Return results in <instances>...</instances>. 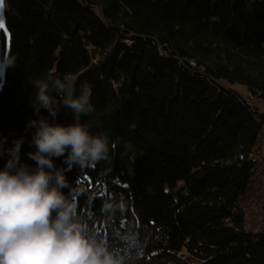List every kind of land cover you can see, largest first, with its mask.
<instances>
[{
  "label": "trees",
  "instance_id": "1",
  "mask_svg": "<svg viewBox=\"0 0 264 264\" xmlns=\"http://www.w3.org/2000/svg\"><path fill=\"white\" fill-rule=\"evenodd\" d=\"M3 1L2 58L16 61L0 87L5 148L23 136L34 166L32 80L86 85L81 121L109 159L66 176L77 214L125 264H264V114L222 82L264 98V0Z\"/></svg>",
  "mask_w": 264,
  "mask_h": 264
},
{
  "label": "clouds",
  "instance_id": "2",
  "mask_svg": "<svg viewBox=\"0 0 264 264\" xmlns=\"http://www.w3.org/2000/svg\"><path fill=\"white\" fill-rule=\"evenodd\" d=\"M0 64L14 67L16 61L9 54ZM31 83L36 116L26 128L34 129L29 141L34 151L28 152L34 166L20 160L23 136L8 148L7 138L0 136V156L7 154L0 168V264H125V256L77 214L66 176L71 167L83 169L109 159L108 138L93 134L81 121L94 112L90 88L85 85L77 94L71 82L54 75ZM61 106L71 110V123L56 119ZM42 109L47 116L41 115ZM60 158L58 166L55 160Z\"/></svg>",
  "mask_w": 264,
  "mask_h": 264
},
{
  "label": "rangeland",
  "instance_id": "3",
  "mask_svg": "<svg viewBox=\"0 0 264 264\" xmlns=\"http://www.w3.org/2000/svg\"><path fill=\"white\" fill-rule=\"evenodd\" d=\"M7 7L3 1V10H2V15H3V20H4V26L5 29H0V58H2V52H3V37H6V53L8 51V46H9V32L7 30L6 24H5V11H6ZM4 69H5V65L0 64V79L1 81H3V77H4ZM223 85L235 92H237L240 96H242L243 98H245L246 100H248L254 107L259 108V111L261 113L264 114V98H255V99H250V92L247 86H245L242 83L239 82H230L227 79H223L222 80Z\"/></svg>",
  "mask_w": 264,
  "mask_h": 264
},
{
  "label": "snow or ice",
  "instance_id": "4",
  "mask_svg": "<svg viewBox=\"0 0 264 264\" xmlns=\"http://www.w3.org/2000/svg\"><path fill=\"white\" fill-rule=\"evenodd\" d=\"M2 10H3V0H0V29H4L6 31L5 26H4ZM125 239H129V238L125 237Z\"/></svg>",
  "mask_w": 264,
  "mask_h": 264
},
{
  "label": "built area",
  "instance_id": "5",
  "mask_svg": "<svg viewBox=\"0 0 264 264\" xmlns=\"http://www.w3.org/2000/svg\"><path fill=\"white\" fill-rule=\"evenodd\" d=\"M2 86V81H1V79H0V87Z\"/></svg>",
  "mask_w": 264,
  "mask_h": 264
}]
</instances>
